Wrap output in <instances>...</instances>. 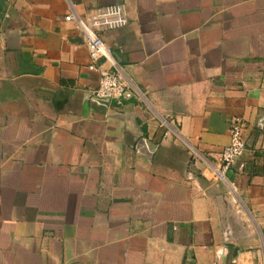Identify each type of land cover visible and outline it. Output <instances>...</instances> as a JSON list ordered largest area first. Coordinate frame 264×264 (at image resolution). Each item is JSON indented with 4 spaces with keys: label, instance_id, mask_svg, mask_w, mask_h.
<instances>
[{
    "label": "crops",
    "instance_id": "crops-1",
    "mask_svg": "<svg viewBox=\"0 0 264 264\" xmlns=\"http://www.w3.org/2000/svg\"><path fill=\"white\" fill-rule=\"evenodd\" d=\"M263 221L264 0H0V264H259Z\"/></svg>",
    "mask_w": 264,
    "mask_h": 264
},
{
    "label": "built area",
    "instance_id": "built-area-1",
    "mask_svg": "<svg viewBox=\"0 0 264 264\" xmlns=\"http://www.w3.org/2000/svg\"><path fill=\"white\" fill-rule=\"evenodd\" d=\"M107 20L108 16L105 15L102 9L97 10V13L88 19H83L73 13L66 16V21L75 22L78 30L84 36L90 58L93 62L89 68L91 70H100L99 84L95 92L96 98L119 102L130 100L133 97L131 86L121 73L113 71L112 67H115L116 63L110 49L106 46L98 32L103 22ZM101 58L105 59L111 68H97L95 63ZM162 125L169 126L168 120H163ZM244 132L245 124L243 122L234 121L232 123L230 143L222 150L219 157V166L213 171L214 176L218 180H226L227 173L233 164L245 153L246 144ZM259 264H264V260Z\"/></svg>",
    "mask_w": 264,
    "mask_h": 264
}]
</instances>
